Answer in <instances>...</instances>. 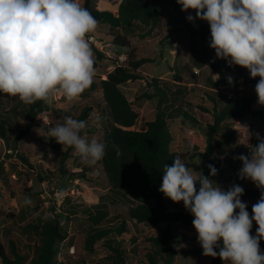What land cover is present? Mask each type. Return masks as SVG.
Segmentation results:
<instances>
[{
    "label": "rangeland",
    "instance_id": "obj_1",
    "mask_svg": "<svg viewBox=\"0 0 264 264\" xmlns=\"http://www.w3.org/2000/svg\"><path fill=\"white\" fill-rule=\"evenodd\" d=\"M90 1L97 8L116 14L121 0ZM79 2L83 5V0ZM159 9L163 15L152 29L138 21L127 28H112L98 22L97 30L90 34L96 70L94 78H104L116 65H127L140 57L148 58L139 67L147 76L146 82L136 80L121 86L138 112L131 128L144 129L145 122L161 112L173 135L170 150L176 152L190 169L203 171L206 131L214 113L229 98L238 99L248 93L257 97L255 85L259 77L251 78L249 71L239 66L233 70L225 69V60L217 58L210 47L209 26L205 36L191 38L182 18L187 19L189 15L195 18L194 10L182 11L176 0H160ZM203 22L206 21L194 19L190 23L199 30ZM115 36L125 38L128 45L116 44ZM96 51L101 56L97 57ZM214 60L216 68L212 67ZM179 75L181 82L176 83ZM232 76V83H229L228 77ZM152 77L163 80L161 82L169 81L172 84L170 90H163L164 94L158 91L150 83ZM161 82V85L167 84ZM90 97L96 98L98 108L91 111L87 126L93 127V131L87 132L86 138L88 141L95 138L105 144L111 123L100 90H86L72 102L54 98L33 120L28 134L16 143L12 138L27 123L18 115L22 112L23 102L0 92V121L6 124L10 136L9 139L0 136V241L7 247L8 238L15 239L26 256L24 264H31L38 243L31 224H40L47 215L58 217L61 224L64 239L57 244L56 259L62 264H150L147 254L154 248L149 238L166 226L164 223H139L131 218L129 207L134 204L133 197L127 190L111 187L100 161L94 165L85 163L74 148L62 147L49 136V129L63 124L65 117L76 119L81 106ZM251 108L253 111L243 117L224 118L215 133L217 139L221 132L231 128L236 135L229 145L214 147V154L219 156L221 163L220 171L211 180L224 191L233 185L243 189L257 188L252 181L238 175L242 168L238 157L250 154L252 146L258 143L256 133L264 138V106L256 101ZM41 115L47 116L49 124L41 121ZM26 197L31 199L30 205L24 203ZM241 200L247 204L251 216L252 205L257 201L243 195ZM183 206V202H179L173 207ZM94 219L98 224H94ZM120 223L122 231L118 235L111 233L108 236L111 240L99 239L92 251L85 248V237L91 234L93 225L108 228ZM169 228L175 250L171 264H209L211 257L202 254L192 225L175 222ZM256 228L253 222V236ZM110 245L122 250L123 262H114ZM155 264L165 263L156 260Z\"/></svg>",
    "mask_w": 264,
    "mask_h": 264
},
{
    "label": "clouds",
    "instance_id": "obj_2",
    "mask_svg": "<svg viewBox=\"0 0 264 264\" xmlns=\"http://www.w3.org/2000/svg\"><path fill=\"white\" fill-rule=\"evenodd\" d=\"M176 2L182 11H195V18L187 17L190 22L208 23L210 47L217 58L247 69L253 79L259 77L255 92L257 103L264 106V0ZM97 27V19L79 0H0V92L18 97L26 105L50 104L54 98L79 99L96 75L90 34ZM228 80L232 83V77ZM99 120L97 116L96 122ZM86 127V120L68 116L63 124L49 129V136L94 165L103 159L106 145L95 138L88 141ZM256 138L258 143L250 154L238 157L242 162L238 175L252 181L261 193L251 216L241 200V186L224 191L202 171L187 167L179 156L171 166H163L159 191L174 203L183 202L194 217L202 254L218 256L227 264H264L260 251L264 239V138L259 133ZM112 147L120 156L119 146ZM208 168L212 176L217 174L213 165ZM24 203L32 201L26 197ZM253 222L255 236L251 234Z\"/></svg>",
    "mask_w": 264,
    "mask_h": 264
},
{
    "label": "trees",
    "instance_id": "obj_3",
    "mask_svg": "<svg viewBox=\"0 0 264 264\" xmlns=\"http://www.w3.org/2000/svg\"><path fill=\"white\" fill-rule=\"evenodd\" d=\"M159 2L160 0H121L116 14L107 9L97 8L91 4L90 0H83L82 6L87 8L98 22L105 23L112 28H127L134 21H138L152 29L163 15L159 9ZM182 19L191 38L198 35L205 36L208 33L209 25L207 22H203L199 30H196L185 17ZM170 23L171 20L168 25ZM113 41L118 45H128V41L120 36H115ZM96 54L97 57L101 56L99 51H96ZM147 61L148 58L140 57L130 61L127 65H116L106 73L104 78H94V82L87 91H101V99L106 105L111 123L105 137L106 148L105 155L100 160L101 167L113 189L127 190L129 195L133 197L134 204L129 207L131 218L139 223L166 224L159 234L149 238L154 249L148 250L147 259L150 264H155L156 260L171 264L175 250L172 243L173 234L169 225L176 222L193 226L192 221L194 219L184 206L182 208L173 207L175 203L159 191L164 164L171 166L173 159L177 156L176 152L171 151L169 147L173 135L169 129L168 120L161 112H157L153 119L147 120L144 129H132L131 127L137 120L138 112L132 106L131 100L121 90V86L127 82L136 80L146 82L147 76L139 70V67ZM212 67H217L215 60L212 62ZM235 67L237 68V65ZM161 81L163 80L152 77L150 83L164 94L165 90H170L172 84L169 81ZM159 82L167 84L161 85ZM175 82H181L180 75L177 76ZM257 99L252 93L238 99L229 98L214 113L213 121L208 124L206 131V161L202 171L205 176L212 178L208 168L209 164L213 165L217 172L220 171L221 159L214 154V147L227 146L236 136L234 130L229 128L221 132L219 137L215 139V133L221 121L224 118L243 117L251 113L253 111L251 105ZM45 105L41 101L32 105L23 103L22 112H19L18 115L27 123L12 138L13 142L17 143L28 134L32 127L31 123L43 112ZM95 108H98L97 100L90 97L81 106L76 119L88 121L91 111ZM5 125L4 122L0 121V136L9 139L10 136ZM91 131H93V127L87 126L86 132ZM113 144L119 146L120 156L116 155L112 147ZM198 187L199 185H197ZM260 195L258 188L244 189L243 196L247 198L258 201ZM94 222H96L94 224H98L96 219ZM93 226L91 234L86 236L84 240L85 248L88 251L93 250L94 244L99 239L111 240L112 238L108 237L111 233L118 235L122 231L121 223L119 226L108 228L98 226L95 228V225ZM31 228L38 236L35 256L32 258L31 264H62L56 259L57 244L64 239L58 217L47 215L40 224H31ZM7 243L8 245L5 247L0 241L1 263L24 264L26 256L21 253L16 240L9 237ZM110 247L115 255L114 262H123L125 256L122 250L114 245H110ZM260 251L264 254V239L260 241ZM209 264H224V261L218 256L216 258L211 257Z\"/></svg>",
    "mask_w": 264,
    "mask_h": 264
},
{
    "label": "built area",
    "instance_id": "obj_4",
    "mask_svg": "<svg viewBox=\"0 0 264 264\" xmlns=\"http://www.w3.org/2000/svg\"><path fill=\"white\" fill-rule=\"evenodd\" d=\"M224 63H225V69H227V70H233V69L235 68V65H234V64L230 65L229 62H228L227 60H225ZM40 119H41V121H42L43 123H45V124H49V120H48L47 116H45V115H41V116H40Z\"/></svg>",
    "mask_w": 264,
    "mask_h": 264
}]
</instances>
